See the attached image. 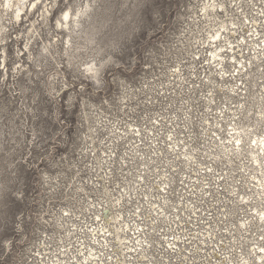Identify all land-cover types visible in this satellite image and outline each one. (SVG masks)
Instances as JSON below:
<instances>
[{
  "label": "clouds",
  "instance_id": "1",
  "mask_svg": "<svg viewBox=\"0 0 264 264\" xmlns=\"http://www.w3.org/2000/svg\"><path fill=\"white\" fill-rule=\"evenodd\" d=\"M0 264H264V0H0Z\"/></svg>",
  "mask_w": 264,
  "mask_h": 264
},
{
  "label": "bare ground",
  "instance_id": "2",
  "mask_svg": "<svg viewBox=\"0 0 264 264\" xmlns=\"http://www.w3.org/2000/svg\"><path fill=\"white\" fill-rule=\"evenodd\" d=\"M104 215H105V216H107V215H108V213H107V212H105V213H104Z\"/></svg>",
  "mask_w": 264,
  "mask_h": 264
}]
</instances>
